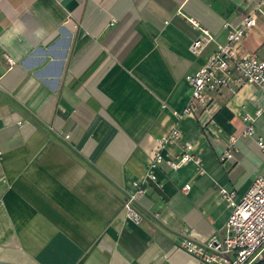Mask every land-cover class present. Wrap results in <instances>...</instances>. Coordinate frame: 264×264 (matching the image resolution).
<instances>
[{
  "label": "crops",
  "instance_id": "0c3cea01",
  "mask_svg": "<svg viewBox=\"0 0 264 264\" xmlns=\"http://www.w3.org/2000/svg\"><path fill=\"white\" fill-rule=\"evenodd\" d=\"M257 1L0 0V264H200L177 238L219 237L229 208L218 189L237 200L264 171L257 88L221 89L176 123L202 173L161 166L135 202L138 224L122 202L188 102L184 76ZM188 19L213 36L198 56ZM263 41L257 17L238 55L264 60ZM256 109L263 149L242 136Z\"/></svg>",
  "mask_w": 264,
  "mask_h": 264
},
{
  "label": "built area",
  "instance_id": "2783aa9c",
  "mask_svg": "<svg viewBox=\"0 0 264 264\" xmlns=\"http://www.w3.org/2000/svg\"><path fill=\"white\" fill-rule=\"evenodd\" d=\"M257 17L264 21V0H258L250 11L244 13L238 26L230 27L223 24V42L215 45L214 50L195 71L184 76L189 88L188 102L180 111L171 113L176 120L175 125L155 140L142 178L132 182V191L124 197L121 209L126 221L133 224L140 222L141 217L135 209V202L142 194L143 185L155 182V171L161 166L175 171L191 165L198 173H202L201 158L192 145L182 139L176 127L181 118L205 112L211 96L221 89L233 95L241 87L251 85L264 96V60L258 58L254 52L238 55L239 47L246 35L255 27ZM188 23L199 32L198 37L190 43L188 52L198 56L213 42V36L200 28L194 20L188 19ZM261 51L264 56V41L261 43ZM4 59L8 67L13 65L11 59L5 57ZM260 112V109H256L252 116H241V121L247 124L242 133L243 137L254 138L251 124ZM254 139L256 146L263 149L261 139ZM229 141L231 144L233 138L230 137ZM230 158L231 149L228 148L221 155L220 161ZM187 189L188 185L182 188ZM217 194L229 208L221 235L199 241L181 234L175 247L200 264H254L255 261L264 259V171L251 180L246 191L237 200L234 192L223 188H219Z\"/></svg>",
  "mask_w": 264,
  "mask_h": 264
},
{
  "label": "trees",
  "instance_id": "16d2710c",
  "mask_svg": "<svg viewBox=\"0 0 264 264\" xmlns=\"http://www.w3.org/2000/svg\"><path fill=\"white\" fill-rule=\"evenodd\" d=\"M254 264H264V260L256 261Z\"/></svg>",
  "mask_w": 264,
  "mask_h": 264
},
{
  "label": "rangeland",
  "instance_id": "374dc122",
  "mask_svg": "<svg viewBox=\"0 0 264 264\" xmlns=\"http://www.w3.org/2000/svg\"><path fill=\"white\" fill-rule=\"evenodd\" d=\"M259 260H264V259H259ZM259 260H257V261H259ZM256 262V261H255Z\"/></svg>",
  "mask_w": 264,
  "mask_h": 264
}]
</instances>
